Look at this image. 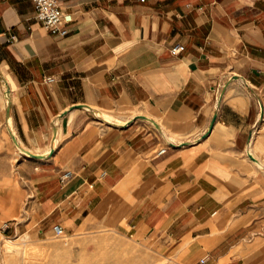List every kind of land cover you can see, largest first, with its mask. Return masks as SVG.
<instances>
[{"label": "crops", "instance_id": "0c3cea01", "mask_svg": "<svg viewBox=\"0 0 264 264\" xmlns=\"http://www.w3.org/2000/svg\"><path fill=\"white\" fill-rule=\"evenodd\" d=\"M59 3L64 35L0 0V158L9 124L43 155L0 176V236L19 213L264 264V0Z\"/></svg>", "mask_w": 264, "mask_h": 264}, {"label": "rangeland", "instance_id": "374dc122", "mask_svg": "<svg viewBox=\"0 0 264 264\" xmlns=\"http://www.w3.org/2000/svg\"><path fill=\"white\" fill-rule=\"evenodd\" d=\"M7 127L10 138L14 135L17 139L12 126L9 124ZM12 141L10 158H0V176L17 174L19 160L25 156L17 147L19 142ZM14 191L0 188V197L7 196L6 200L11 201ZM30 199L31 192L28 191L22 203L14 207H21L24 213ZM12 206L6 204L4 208L10 211ZM15 216L14 220L8 221L12 224L0 236V264H200V257L189 262L188 253L164 251L148 240L114 229H73L61 221H54L49 226L44 222L28 224V220L19 219V213ZM17 223L19 227L15 229ZM55 225L63 228L67 238L55 236Z\"/></svg>", "mask_w": 264, "mask_h": 264}, {"label": "built area", "instance_id": "2783aa9c", "mask_svg": "<svg viewBox=\"0 0 264 264\" xmlns=\"http://www.w3.org/2000/svg\"><path fill=\"white\" fill-rule=\"evenodd\" d=\"M142 1V0H141ZM33 7H34V13L35 18L50 32L54 34L64 35L66 33V30L63 28H60V24L63 18L61 5L59 3V0H32ZM15 35L9 34L7 36V40L9 42L14 41ZM184 49L183 45H174L170 48V52L172 54H177L178 52L182 51ZM47 81L50 80V78H46ZM259 102V101H258ZM260 106V103H259ZM260 112H261V106H260ZM165 148H160L157 152V154H162L165 152ZM71 175L70 172H65V174L62 175L61 180L68 178ZM54 234L55 236H58L62 239L67 238L65 233L63 232V228L60 225L54 226ZM206 256H202L199 259V263L203 264L205 262Z\"/></svg>", "mask_w": 264, "mask_h": 264}, {"label": "water", "instance_id": "95a60500", "mask_svg": "<svg viewBox=\"0 0 264 264\" xmlns=\"http://www.w3.org/2000/svg\"><path fill=\"white\" fill-rule=\"evenodd\" d=\"M5 94H7V91H5ZM253 94L256 96L257 100H258L259 103H260V106H261V114H262V110H264V107H262V103H261L259 97H258L255 93H253ZM11 135H12V134H11ZM12 139L14 140V142H16V143L18 142L14 135H12ZM18 144H19V143H18ZM18 147H19L21 150L24 149L23 147L20 146V144H19ZM24 150H25V151L22 150L24 153H26V154H28V155H31V156H34V157H42V156H43V155H41V154H34V153H31V152H29V151L26 150V149H24Z\"/></svg>", "mask_w": 264, "mask_h": 264}, {"label": "bare ground", "instance_id": "6f19581e", "mask_svg": "<svg viewBox=\"0 0 264 264\" xmlns=\"http://www.w3.org/2000/svg\"><path fill=\"white\" fill-rule=\"evenodd\" d=\"M96 114V113H95ZM110 117V116H109ZM106 118V117H105ZM107 119V118H106ZM108 120V119H107ZM10 121V120H9ZM52 144V143H51ZM54 144V143H53ZM18 146H19V144H18ZM17 146V147H18ZM23 151H25L24 149H22ZM48 151V150H47ZM24 154V153H23ZM7 246H9V245H7ZM9 248V247H8ZM10 249V248H9Z\"/></svg>", "mask_w": 264, "mask_h": 264}]
</instances>
